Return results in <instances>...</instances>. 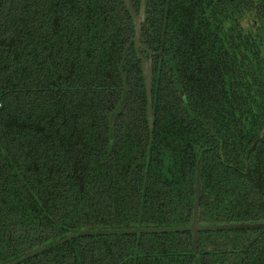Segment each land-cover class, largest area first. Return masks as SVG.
Instances as JSON below:
<instances>
[{
    "label": "trees",
    "instance_id": "obj_1",
    "mask_svg": "<svg viewBox=\"0 0 264 264\" xmlns=\"http://www.w3.org/2000/svg\"><path fill=\"white\" fill-rule=\"evenodd\" d=\"M140 0H132L137 8ZM147 0L150 138L121 0H0V264H264V0ZM164 27V39L161 41ZM162 55H158V51ZM109 140V115L122 95ZM142 205V206H141Z\"/></svg>",
    "mask_w": 264,
    "mask_h": 264
},
{
    "label": "water",
    "instance_id": "obj_2",
    "mask_svg": "<svg viewBox=\"0 0 264 264\" xmlns=\"http://www.w3.org/2000/svg\"><path fill=\"white\" fill-rule=\"evenodd\" d=\"M124 7L128 10V13L130 15V18L132 20L133 24V36L131 39L130 44L134 45L135 51L137 55L140 58L141 63V72H142V78L144 81V88H145V96L147 100L146 104V115H147V124L150 132V138L152 135V130L154 128V112L152 110V91H151V77L153 73V59L152 56H154L156 53L149 49L143 42H142V31L143 26L146 22V6H147V0H140L138 3V7L136 8L132 2V0H121ZM167 11V7L165 9ZM166 20V15L164 18V21ZM164 39V27L162 31V38ZM158 55H162V51L159 50ZM122 95L121 98L116 105V107L112 110V112L109 115V140L110 142L113 141L114 138V131H115V118L117 113L123 108L126 99H127V82L125 79L124 74L122 73ZM202 191V182H201V173H200V165L199 162L196 166V176H195V198L193 203V213H192V221L190 224L186 227H162V228H155V227H149V228H142L140 225L137 228L134 229H116V228H95V229H89V228H79L75 233H71L68 236L59 239L58 241L48 244V245H42L40 244L36 250L28 251L25 255V257H30L36 253H39L41 251H44L51 246L60 244L62 242H65L69 239H72L76 236L80 235H96V234H114V233H140V232H152V231H176V230H188L192 234V244L193 249L195 252L198 250V233L201 230H220V229H239V228H261L264 227V221H258V222H238V223H220V224H209V223H203L199 220V206H200V194ZM142 206V205H141ZM23 258H18L16 260H10L4 264H16L20 262Z\"/></svg>",
    "mask_w": 264,
    "mask_h": 264
},
{
    "label": "flooded vegetation",
    "instance_id": "obj_3",
    "mask_svg": "<svg viewBox=\"0 0 264 264\" xmlns=\"http://www.w3.org/2000/svg\"><path fill=\"white\" fill-rule=\"evenodd\" d=\"M167 4H168V0H167V2H166V7H167ZM147 7V6H146ZM166 9V8H165ZM166 13H167V11H165V15H166ZM165 15H164V18H165ZM146 16H147V13H146ZM164 18H163V24H165V22H166V20L164 21ZM166 18H167V16H166ZM162 38V37H161ZM161 41H163V40H161ZM143 42V41H142ZM145 44V43H144ZM146 45V44H145ZM147 46V45H146ZM148 47V46H147ZM149 48V47H148ZM150 49V48H149ZM152 50V49H151ZM160 50H161V48H160ZM156 53V52H155ZM156 55V54H155ZM154 55V56H155ZM154 56H152V59H153V57Z\"/></svg>",
    "mask_w": 264,
    "mask_h": 264
}]
</instances>
